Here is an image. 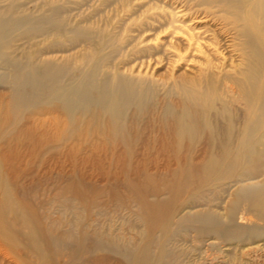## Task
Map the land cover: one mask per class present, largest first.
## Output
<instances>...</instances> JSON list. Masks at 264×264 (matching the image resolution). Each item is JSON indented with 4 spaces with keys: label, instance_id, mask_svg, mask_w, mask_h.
I'll return each instance as SVG.
<instances>
[{
    "label": "bare ground",
    "instance_id": "obj_1",
    "mask_svg": "<svg viewBox=\"0 0 264 264\" xmlns=\"http://www.w3.org/2000/svg\"><path fill=\"white\" fill-rule=\"evenodd\" d=\"M151 59L169 76L148 81L141 72ZM0 93V238L8 246L36 264H48V250L79 264H169L164 242L157 252L152 239L124 243L97 221L116 202L134 206L147 233L173 236L152 219L172 211L175 224L214 239L209 246L219 241L264 264V0H0ZM152 122L162 131L154 143L167 138L176 159L161 173L136 155ZM98 142L128 158L111 163L120 176L105 185L75 161L66 171L45 167L28 184L11 180L9 150L20 143L71 159ZM40 182L59 213L47 208L43 223ZM150 197L156 210L146 208Z\"/></svg>",
    "mask_w": 264,
    "mask_h": 264
},
{
    "label": "rangeland",
    "instance_id": "obj_2",
    "mask_svg": "<svg viewBox=\"0 0 264 264\" xmlns=\"http://www.w3.org/2000/svg\"><path fill=\"white\" fill-rule=\"evenodd\" d=\"M70 1L77 2L79 0ZM27 8L30 11L32 9V6L27 5ZM104 10V7H100V11ZM96 20L98 21L99 18H96ZM56 56L59 57L60 55ZM130 62L131 59L127 61L128 64H130ZM167 69H169V67L166 68L165 65L154 67V62L151 59L148 63H146L141 73H143L147 77L148 81H152V79L154 80L160 77H168L169 74ZM172 73H174L175 76L183 73L189 75L191 71L181 68H174ZM161 132L162 131L159 129L157 124H153L152 122V125L144 130V137L142 141L137 145L138 149L136 155L138 157V161L143 167L148 168L149 173H161L167 170V168L169 167L174 168L176 166V159L174 158V154L172 153V151H170L169 147L171 146V144L169 143L167 138L164 137L159 141L156 140V142L154 143L155 138H161ZM103 144L104 142H98L95 143L94 146L88 147L83 151L78 150L76 156L70 159L63 155L64 151L62 150L59 151V154L54 156L53 158H47L46 156L42 157L39 154V150L37 148H28L25 144L20 143L16 147L9 150L11 154L9 162L13 166L11 171L12 176H10L12 177L11 180L16 181L17 179H19L20 183L22 182L23 184H28L33 179H37L38 177L42 176L46 171L45 167H48L50 169L54 168V172L57 170L66 171L68 170L70 161H75L77 163L78 170L83 172L87 179L95 180V178H103L99 185H105L107 179L106 177L108 175L115 173V177L120 176L119 171H117L118 169H115L111 163L114 162L116 163L115 165H117L119 163H123L128 158H124V156H122L121 154L119 155L118 153L111 154L110 152H105L101 147L104 146ZM1 148L3 147L1 146ZM29 167H31L33 172H31L32 170L29 171ZM50 169H48V171ZM29 172L31 174H29ZM54 175L52 176V178L55 177ZM56 179L60 180L59 177H57ZM43 181L44 179L41 182L43 183ZM41 182L40 186H36V189H38L39 187L40 190L48 188L45 187V185H41ZM119 186H121V184ZM41 193L42 191H40L38 195V208L36 209L37 221L39 223H43V220L40 219L38 215L43 211L49 209L51 216L54 218L58 217L59 215L56 207L53 208L51 205V198H44L43 194ZM190 193L191 191L188 190V192L185 191L184 193L176 194L174 196V206L179 205ZM14 195L15 194H13V196ZM160 198L164 199L165 197L163 196ZM105 199L106 197H102V200ZM154 200L155 199L153 197H150L148 199L149 206L146 207L148 208V210H150L149 208L156 210L157 204H155ZM122 206V204H118L116 202L110 203V205L100 210L97 221H104L106 225H109L111 229L114 230L115 233L123 239L124 243H134L135 245H141L147 239H152L154 241V252H157L158 244L164 242L166 244L165 247H167L168 255L165 260L169 261V264H249L247 262V255L240 256L237 251L226 252L224 247L219 248V241H216V244L209 246L208 243L214 241V239L209 240L207 239V237H201L195 232H191L186 228H182L184 225L175 224V219L171 215L172 211H169V213L167 212L164 215L153 214L152 216V219L155 221V223L164 222L168 225V229H174L175 231L173 236L162 237L158 229H154L151 233H147L144 225L140 222V220H138V217L134 215V210H136L134 206L131 208V210L125 209ZM8 219L12 222V224L18 225L16 219L12 214L8 215ZM19 230L22 234L27 233L26 228H19ZM26 246L30 247V243H26ZM128 246L131 248L129 244ZM46 254L49 260L48 264H79L78 260L69 255H56L51 250H48ZM218 260L220 262H218ZM0 264L36 263L31 258L24 256L23 252H21L16 247L8 246V244L0 238ZM106 264L113 263L112 261H109Z\"/></svg>",
    "mask_w": 264,
    "mask_h": 264
}]
</instances>
